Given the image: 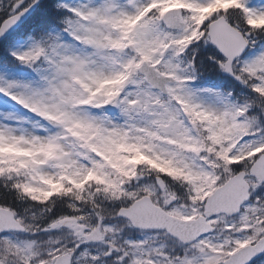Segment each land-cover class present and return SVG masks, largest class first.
<instances>
[{
  "label": "rangeland",
  "instance_id": "obj_1",
  "mask_svg": "<svg viewBox=\"0 0 264 264\" xmlns=\"http://www.w3.org/2000/svg\"><path fill=\"white\" fill-rule=\"evenodd\" d=\"M1 1L9 7L17 0ZM174 6L187 19L171 32L158 17ZM60 7L70 13L63 27L13 44L23 69L0 66V179L20 182L36 200L16 213L28 238H0V264H53L63 253L73 255L72 264H221L264 232V185L254 180L241 213L212 218L215 232L189 246L113 219L117 204L142 195L172 216L194 219L231 165L264 153L256 97L197 86L182 64L201 21L248 13L261 25L264 0H64ZM142 61L176 78L168 96L145 84ZM234 67L264 99V42ZM64 189L78 199L87 192L96 204L97 192L108 202L95 213L73 204L50 222L37 201ZM95 229L102 241L90 245L86 235Z\"/></svg>",
  "mask_w": 264,
  "mask_h": 264
},
{
  "label": "water",
  "instance_id": "obj_2",
  "mask_svg": "<svg viewBox=\"0 0 264 264\" xmlns=\"http://www.w3.org/2000/svg\"><path fill=\"white\" fill-rule=\"evenodd\" d=\"M45 0H34L25 9L7 18L0 25V42L24 24L36 8ZM22 2L15 5L16 8ZM162 21L165 26L172 30L183 27V18L180 10L166 12ZM208 35L211 44L227 59L226 75L233 77L231 64L234 59L247 49L248 45L243 37L224 18L214 21L209 26ZM140 72L145 81L155 90L163 94L167 93L166 83H173L174 79L166 77L158 72L154 66L143 62ZM234 78V77H233ZM237 81L238 78H234ZM54 124V121H50ZM247 176L264 183V156H260L248 173L241 171L228 179V181L217 188L205 201L204 213L194 220H181L167 214L163 209L156 206L150 197L144 196L136 200L128 208H121L117 217L128 220L134 228L141 230L166 231L168 235L179 240L185 245L193 243L197 238L212 233L214 228L207 222L208 219L225 214L228 217L237 215L241 206L250 198V186L246 180ZM24 228L15 219L9 209L0 208V234L8 232H21ZM90 242L97 243L101 240L98 231L89 237ZM264 253V238L254 247H245L225 261L224 264H249L255 258ZM54 264H71V256L64 254L58 257Z\"/></svg>",
  "mask_w": 264,
  "mask_h": 264
},
{
  "label": "trees",
  "instance_id": "obj_3",
  "mask_svg": "<svg viewBox=\"0 0 264 264\" xmlns=\"http://www.w3.org/2000/svg\"><path fill=\"white\" fill-rule=\"evenodd\" d=\"M61 1L63 0H46L45 2H43L35 11V13L30 17L28 22L19 31H17L12 37L7 39L5 42L0 44V65H10L13 63L15 64L17 62L11 56V53L9 51L10 46L14 40L28 36H44L48 34V32L53 28L63 27L64 21L68 18L70 13L60 7ZM4 6L5 4L0 0V22L10 13V8ZM247 18V15L245 18L239 19V21L232 18L231 23L237 24L240 28H246ZM187 54L188 52L186 53V55ZM203 70L204 72H202L201 74L206 73L205 68H203ZM221 76L222 75L219 70V78ZM256 105L259 109L264 111V99H261L260 97L256 96ZM251 162V160H243L239 163L231 165L229 167L228 175H226L225 179L238 171L248 170L249 166L251 165ZM164 179L165 184V182L168 181L165 177ZM178 185V182L173 185L172 190H176ZM63 193H66V195L68 194V196H65L64 194H55L45 201H37L40 202L39 207L37 208L41 210V212L44 214V217L50 222H52V220H55L59 216L66 217L68 214H70V207L73 206V204L75 206L79 205L84 207V209L90 213H95L96 207H99V204H104L108 202L107 200L106 202L103 201V198H100V194L97 192L96 196L98 204L86 200V197L88 196L87 192H83L82 195L79 196L80 199L75 197H69L70 193L67 191V189H64ZM31 196L32 194L30 195V193L24 191L22 186H20V182L18 183L15 181H3L0 179V207L10 208L15 213L19 214L21 213V211H24L25 209L34 206L33 202H35L36 200L33 199ZM129 204L130 201L128 203H119L116 205V207L118 206V208H120ZM107 217H110V215L108 214Z\"/></svg>",
  "mask_w": 264,
  "mask_h": 264
},
{
  "label": "flooded vegetation",
  "instance_id": "obj_4",
  "mask_svg": "<svg viewBox=\"0 0 264 264\" xmlns=\"http://www.w3.org/2000/svg\"><path fill=\"white\" fill-rule=\"evenodd\" d=\"M5 236H12V237H15V238H18V239H22V238H24V237H25V238H28L26 231H25V233H23V234L11 233V234L1 235L0 238H1V237H5ZM263 236H264V235H263ZM255 243H256V240H253L251 243L241 245V246H239L237 249H239V248H241V247H243V246H246V245H253V244H255ZM3 261H4V263H2V264H10V261H7V260H3ZM3 261H2V262H3ZM263 262H264V255H263L261 258H259V259L255 260L254 262H252L251 264H262ZM13 263H14V262H13Z\"/></svg>",
  "mask_w": 264,
  "mask_h": 264
}]
</instances>
